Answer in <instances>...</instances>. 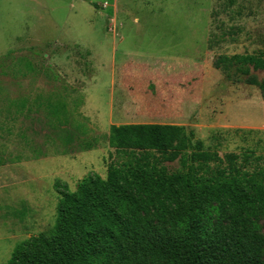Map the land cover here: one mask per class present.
I'll use <instances>...</instances> for the list:
<instances>
[{
    "label": "rangeland",
    "instance_id": "rangeland-1",
    "mask_svg": "<svg viewBox=\"0 0 264 264\" xmlns=\"http://www.w3.org/2000/svg\"><path fill=\"white\" fill-rule=\"evenodd\" d=\"M259 51L264 0H0V264L49 231L63 190L106 176L110 124L173 123L203 149L264 153V88L213 65ZM49 93L67 101L66 145L42 112L7 119L12 99Z\"/></svg>",
    "mask_w": 264,
    "mask_h": 264
},
{
    "label": "trees",
    "instance_id": "trees-1",
    "mask_svg": "<svg viewBox=\"0 0 264 264\" xmlns=\"http://www.w3.org/2000/svg\"><path fill=\"white\" fill-rule=\"evenodd\" d=\"M213 65L224 73L236 65L247 83L264 88L250 72L264 71L262 51L220 54ZM67 107L49 93L14 98L5 111L9 121L42 112L66 145ZM193 137L173 123L110 124L106 176L63 190L49 231L20 241L5 264H264V153L220 154ZM173 161L180 167L169 171Z\"/></svg>",
    "mask_w": 264,
    "mask_h": 264
}]
</instances>
